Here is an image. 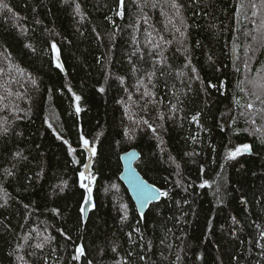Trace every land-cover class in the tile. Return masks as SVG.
I'll use <instances>...</instances> for the list:
<instances>
[{"label": "trees", "instance_id": "1", "mask_svg": "<svg viewBox=\"0 0 264 264\" xmlns=\"http://www.w3.org/2000/svg\"><path fill=\"white\" fill-rule=\"evenodd\" d=\"M143 2L125 0L120 17L118 0H0L7 5L0 7V96L13 93L0 100V204L8 200L0 208V264H264L256 243L264 230V143L255 131L264 119L242 107H261L251 94L261 89L249 81L264 84V29L257 31L264 12L252 17L249 0H179L176 16L167 0L141 13ZM209 82L219 91L205 92ZM145 86L151 96H143ZM198 113L199 125L191 119ZM81 136L97 150L94 207L83 217L79 173L89 152ZM245 144L250 152L225 158ZM131 148L141 153L140 173L169 193L144 215L119 177L121 154ZM204 180L215 183L200 188ZM43 236L53 239L36 249ZM79 245L85 256L72 260Z\"/></svg>", "mask_w": 264, "mask_h": 264}, {"label": "snow or ice", "instance_id": "2", "mask_svg": "<svg viewBox=\"0 0 264 264\" xmlns=\"http://www.w3.org/2000/svg\"><path fill=\"white\" fill-rule=\"evenodd\" d=\"M65 2L67 3L68 0H65ZM149 3H151V7L155 8L157 7V2L156 0H144V2L142 4H139L137 5V7L140 9L141 13L143 12V9L145 7H148L149 6ZM249 3H250V7L252 8V17H255L257 16L258 12H264V0H259V5H257V3H255V0H249ZM167 4L168 6L174 10V13L176 16H180L181 14V9L183 8V5L179 2V0H167ZM0 7H4V8H7V5L6 4H0ZM244 7V4L243 3H240L238 5V8H237V11L239 12L240 9H242ZM79 10H80V5L79 4H76V11L77 13H79ZM9 11H11L9 9ZM116 15L120 16V17H123L125 15V0H118V3H117V10H116ZM144 19V22L147 23V18L146 17H142ZM107 19H111L110 17H108ZM169 23H172V19H169L168 21ZM181 23H184L183 19L181 18ZM253 23H255V21H253ZM132 27L136 30H138V27L136 24H133ZM261 29H264V16H262L261 20H260V23L259 25L257 26V31H260ZM176 31L177 32H180V28H176ZM99 36V34H97ZM148 35L150 36L151 33H148ZM181 35L183 36L184 33L181 32ZM114 38V37H113ZM135 36L133 37V41L135 42ZM161 39H163V37H161ZM253 39H255V37H253ZM148 43H152L150 40L148 41ZM170 43V41L168 42ZM26 47L28 48H32V45L31 44H28V45H25ZM52 49L54 51H57L58 53V49L56 47V44L53 43L51 45ZM154 47H159V45H154ZM35 49H33L34 51ZM135 54V53H134ZM143 57L141 56V59ZM57 61H59V54H57V57H56ZM209 60H211V57H209ZM56 67L59 68L61 71H63V66L62 64H60L59 62H57L56 64ZM189 67L188 64L185 65V68ZM137 69L135 68V66L133 67V71L135 72ZM3 70L0 69V72H2ZM18 72H21L22 70L20 69H17ZM191 71L193 73L196 72V69L193 67L191 69ZM155 75V72H151V73H148L147 76H148V79H149V82H151V79H152V76ZM178 75H184V73H179ZM259 75V74H258ZM197 79H199V76L197 75L196 77ZM262 80H264V77H261ZM121 81H122V78H121ZM31 83L33 85H36V80L35 79H32L31 80ZM140 85H143V81H139L138 82ZM203 83V82H202ZM249 83H251L253 85L254 88H257L259 87L261 89V91L259 93L253 91L251 94L253 96H255V99L256 101H259V104L261 105V107H256L255 105V102H248L246 105H242V107H246V109L248 110V114L252 115V116H256V115H259L261 119H264V84H258L257 81L255 79L249 81ZM22 86V85H21ZM208 88H214L216 89L217 91H219V86L215 83H211L209 82L208 85L204 88V91L207 92ZM100 91L103 92L104 91V88L101 87L100 88ZM241 91H245V89H241ZM5 92H6V96H0V100H4V99H7L8 97L12 96L13 93L8 90L7 88L5 89ZM17 96H19L20 94L19 93H16ZM152 93H150L148 90H147V87L145 86V91L143 92V96L144 97H148V96H151ZM75 99L77 101H79L81 99L80 96H76ZM132 97L129 96V100H131ZM178 102H179V98H177ZM237 104H239V101H237ZM177 105L176 104H172L171 105V108H170V111H172L173 113H175L177 111ZM77 112L80 111V108L77 107L76 109ZM241 115H245V113H241ZM198 116H199V113L197 115H194L191 117L192 121L193 122H196L197 125H199V120H198ZM164 117H163V114H161L160 116V119L162 120ZM129 119L131 120L132 117L129 116ZM142 123L144 125H147L148 128H150L152 130L153 133H156L157 129L156 127H154L151 123H149V121L147 119H143L142 120ZM233 123H235V120H233ZM251 124L255 125L256 124V120L255 119H252L250 121ZM49 127L51 128L52 125L49 124ZM8 129L5 127L3 128V132H7ZM256 132H261L262 135L261 137H259L261 139V143H264V129L262 128H256L255 129ZM124 136L127 137V138H134L135 136V132L133 129H130V128H125L124 130ZM58 139H61L62 137L58 136L57 137ZM81 141L83 143V146L85 149H87V151L89 152L90 156H89V159H91L92 157H95L97 155V150L95 147H90V142L89 140L85 139L83 136H81ZM193 141H195L196 137H192ZM64 143L65 144H68V141L67 140H64ZM161 143H163V140H161ZM241 148L245 151V152H248V151H251V146L250 145H242L241 147H236L234 150H228L226 152V159H235L238 155H241ZM68 151L69 153H73L75 152L76 150L74 148H72V146L69 144L68 146ZM16 156H21L22 154L21 153H16L15 154ZM185 155H189V156H193V155H198L197 153H185ZM135 156V153L132 152V153H128L127 156L125 157V159H128V160H131L132 157ZM169 160L172 161L173 163H175V159L173 157H169ZM73 162L74 163H80V161H77L75 160V158L73 159ZM176 169H177V175H179V169H180V165L178 163H176ZM84 168L85 169H88L89 168V165L88 164H84ZM6 173L8 175H11V171L10 170H5ZM39 175V174H38ZM79 176L81 178V183H80V187L82 189L85 190L86 193H88V195L84 196L83 197V201H82V204L79 208V212L81 214V217L85 216L88 212V206L89 205H92V197H91V192H92V187H91V184L92 182L95 180V176L91 173H89L88 175L85 174V172H80L79 173ZM84 180H87V183H84L83 181ZM131 182V181H130ZM181 182L180 181H177V184L179 185ZM211 183H215V181H212ZM211 183L207 180H204L202 183L199 184V187L200 188H205L206 186H211ZM62 185L63 186H58L59 187V190L62 192L64 190V187L67 186V181H64L62 182ZM115 187V186H113ZM188 187H191V185L189 184ZM134 190L135 191H138L140 193V196L138 198L141 199V205L143 206V204L145 203H148L150 202L151 200L153 199H156L158 197H167L169 195L168 191H160L159 189H154V188H149L143 181H139L138 178H136V183H135V187H134ZM185 191H187V187L185 188ZM217 192L220 191L219 189V186H217V189H216ZM5 196H7V193H5ZM7 203H8V200L7 199H4V203L3 204H0V208L2 207H5L7 206ZM179 203V202H178ZM185 203H187V201H185ZM25 207H28L27 205H25ZM92 207H94V205H92ZM122 208H124L126 210V206H123L122 205ZM53 212H58L57 209H52ZM122 221L124 220H127V215L123 216L122 218ZM233 222L234 223H237L235 217H233ZM256 228H260L261 226L259 224H256L255 225ZM33 231H36L35 229ZM136 231L138 232L139 229L137 228ZM37 235L39 236L40 233L37 232ZM129 235V238H131V233L128 234ZM26 242L30 239L29 236H25L23 238ZM53 238L50 237V236H43V238L40 240V242H37L35 244V248L36 249H39V250H42L46 244L50 243L51 240ZM67 239L71 240V235L70 234H67ZM259 240H264V230H261L260 233H259ZM259 240L256 242L257 243V247L261 248L262 249V254H264V244H261L259 242ZM249 243H251V241H249ZM149 245H150V242H149ZM112 251H116V248L113 247ZM75 255L72 256V260H75V261H79L81 259V257H84L85 256V247L83 245H79L75 248ZM9 255H12V253H9ZM132 253L129 252V256H131ZM19 259H23V257H18ZM140 260H144L145 257L143 255L140 256L139 258ZM177 260L180 259L179 255H177L176 257ZM45 264H47V260L45 259ZM87 264H92L91 261H88ZM119 264V262H118ZM125 264H128L127 261H125Z\"/></svg>", "mask_w": 264, "mask_h": 264}, {"label": "water", "instance_id": "3", "mask_svg": "<svg viewBox=\"0 0 264 264\" xmlns=\"http://www.w3.org/2000/svg\"><path fill=\"white\" fill-rule=\"evenodd\" d=\"M135 153V156L132 157L131 160L125 159L128 153ZM241 152L244 153L245 151L241 148ZM250 152V151H248ZM141 153L137 148H131L128 151H125L121 154V162H122V170L120 172V180L124 183L126 186L136 208L140 215H144L150 205L154 202H157L160 200L161 197H158L156 199L151 200L148 203L141 205V199L138 198L140 196V193L138 191L134 190L136 178L139 179V181H143L149 188L159 189L160 191H163L159 186L153 184L148 179H146L138 170L136 166V162L140 159ZM131 181V182H130Z\"/></svg>", "mask_w": 264, "mask_h": 264}, {"label": "rangeland", "instance_id": "4", "mask_svg": "<svg viewBox=\"0 0 264 264\" xmlns=\"http://www.w3.org/2000/svg\"><path fill=\"white\" fill-rule=\"evenodd\" d=\"M89 156H90V154H89ZM87 164L89 165V168L84 170V172H85L86 175H88L89 173H91V170H90V167H91V159L88 158ZM85 183H87V180H85ZM91 187H92V184H91ZM87 195H88V193H87Z\"/></svg>", "mask_w": 264, "mask_h": 264}]
</instances>
